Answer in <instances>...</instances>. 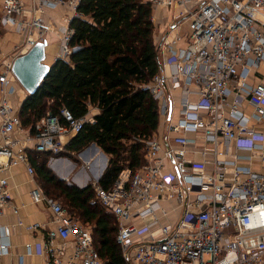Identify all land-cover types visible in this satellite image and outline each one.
Segmentation results:
<instances>
[{"label":"built area","instance_id":"1","mask_svg":"<svg viewBox=\"0 0 264 264\" xmlns=\"http://www.w3.org/2000/svg\"><path fill=\"white\" fill-rule=\"evenodd\" d=\"M148 1L168 11L172 29L159 43L162 71L148 85L168 132L145 141L139 169L125 168L109 188L96 180L95 202L117 219L127 264H264V133L254 126L264 121V82L248 81L264 60V0ZM78 4L0 0L1 27L21 37L0 67V257L11 249L3 218L9 207L19 213L10 179L22 165L33 183L31 201L44 204L55 225L19 220L43 237L25 243L27 253L46 255V264H104L93 226L35 183L31 161V153L62 154L93 116L76 119L64 108L26 128L12 98L17 57L50 33L61 35L57 58L77 49L70 21ZM64 6L74 13L57 28L48 12ZM245 101L251 113L241 109Z\"/></svg>","mask_w":264,"mask_h":264},{"label":"trees","instance_id":"2","mask_svg":"<svg viewBox=\"0 0 264 264\" xmlns=\"http://www.w3.org/2000/svg\"><path fill=\"white\" fill-rule=\"evenodd\" d=\"M77 13L70 21V43L77 49L69 59L55 60L38 91L21 103L19 115L33 129L48 112L60 115L66 108L80 119L96 109L62 154L79 153L95 143L108 157L98 183L109 188L125 168L134 172L142 166L145 141L161 125L148 87L163 68L154 7L148 0H79ZM40 155L51 154L31 153L37 178L56 186L70 213L93 226L104 264H127L117 242V219L95 202L92 184L81 188L66 183L47 161L39 162Z\"/></svg>","mask_w":264,"mask_h":264},{"label":"crops","instance_id":"3","mask_svg":"<svg viewBox=\"0 0 264 264\" xmlns=\"http://www.w3.org/2000/svg\"><path fill=\"white\" fill-rule=\"evenodd\" d=\"M66 11L67 9L65 8V6L52 9L48 12V18H50L53 22H55L59 26L60 24L64 25ZM167 15L169 14L168 11L166 10L154 9L153 20L156 29L159 28V29H163V31L166 30V22L168 23V20L166 18ZM0 16H1V6H0ZM156 29H155V33H156ZM187 29H188V24L185 22L180 26L178 30H181L182 33H184V31H186ZM60 36H61L60 33L57 34L50 33L48 35L49 45L46 48L45 63L49 65H52L58 57V53L60 49V41H59ZM157 36L158 35L156 34L155 40H157L156 39ZM20 40L21 37L19 34L13 31H8L3 27H1L0 25V67L2 62L6 60L9 53L13 51L14 47L16 46V44L20 42ZM180 44H183V42H181ZM160 54L162 58L164 54L161 47H160ZM248 81L254 85L264 82V60H262L259 63V66L252 71V74L250 75ZM15 86L16 88L20 87L16 83ZM177 93L178 92L173 93V95L177 97ZM27 95L28 93L26 91L18 90V95L15 93V95H13L12 98L15 104H17V106L20 107L21 103L24 101ZM174 106L176 108V113H177L178 103L176 102ZM241 109L246 113H251L253 107L252 104L245 101ZM97 112L98 111L93 108L90 112V115L94 116ZM254 126L258 131L264 133V121L261 123H255ZM167 132L168 131L166 130L165 126H160L156 134L157 136L162 138V136H164ZM188 135L191 137L193 136V134H188ZM100 150L101 149L99 150L97 149L95 151L97 153H101L102 158L106 160V157L102 154ZM200 158L201 157L199 155H196V159L200 160ZM90 159L92 161V159L94 158H90ZM54 161L50 164L51 166L54 164ZM59 161L56 160V162ZM97 163L98 161H96V164ZM57 164H60V162ZM94 167L96 168L97 165H95ZM56 172L59 173L58 171ZM64 173L60 172L59 174H62L60 176L63 177V175H67V173L65 174ZM80 176L81 175H78L76 178H78V181H80V184H82V182H84L88 176L86 175L85 178L84 177L81 178ZM28 177L29 176L24 166L19 165L13 168L12 177L10 179L11 202L19 206V213L18 214L13 213L12 209L9 207L6 210V214L3 218V223L6 226H8L11 249L9 251V254L0 257V264H46V259H47L46 255L38 254L35 251L32 252L31 254H28L25 248V243L27 242L35 243L36 241L42 240L43 237L41 235V232H29L23 226L16 225V223L19 220H22L25 223L42 222L44 224H47L48 227L55 226L54 223L51 222V213L48 210V208H46L44 204H40V203L36 204L31 201L29 192L33 187V183L30 181Z\"/></svg>","mask_w":264,"mask_h":264},{"label":"rangeland","instance_id":"4","mask_svg":"<svg viewBox=\"0 0 264 264\" xmlns=\"http://www.w3.org/2000/svg\"><path fill=\"white\" fill-rule=\"evenodd\" d=\"M65 8L67 9L66 11V15H65V21L64 23L65 24H69V18L71 16V13H74V10L72 7H68V6H65ZM55 23V22H54ZM64 24V25H65ZM169 24V21L168 23L166 22V30L163 31V29H156V33L155 35L157 34V43L159 44L161 42V39H163V37L168 34L172 29L171 27L168 25ZM56 27L57 28H60L58 24H56ZM62 25V24H60ZM185 32V31H184ZM16 79V78H14ZM20 87L17 88V91H16V94L18 95V90H21V91H26L23 86L20 84V83H17ZM89 149L93 150V153H95L96 151L93 149L92 145L86 147L83 151L79 152V153H71V154H68V153H64V154H61V155H48V157H46L45 155H40V157L38 158L39 162L42 163L43 161H47V165L48 167L52 168L53 172L60 178L62 174H59L60 172L61 173H67V175H63L65 176L67 179L64 180L66 183L68 184H72V185H76V186H79V187H82L84 185H91L92 186L95 184L96 180L94 177H92V173H91V169L89 167V164L88 162H86V160H89L91 161L90 157L87 158L84 153L86 151H88ZM99 150V149H98ZM101 151V150H100ZM102 152V151H101ZM84 156V157H83ZM55 160V161H54ZM59 161L60 164H57L59 162H56ZM54 161V164L51 166L50 164ZM56 162V163H55ZM94 163V162H93ZM92 163V164H93ZM98 166L101 165L100 162L98 161ZM57 170L59 173H57L55 170ZM71 168V169H69ZM69 169V171H68ZM90 169V170H89ZM64 173V174H65ZM78 175H81L80 177H84L87 175L88 179L86 178L84 182H82V184H80L78 181V178H76ZM30 180L31 178L28 177ZM27 178V180H28ZM35 183L40 186L44 192L50 196V197H53L55 199H57L60 203H62L65 207H67L68 210H70L71 208L67 205V203L65 202V199L61 196L60 192L58 191V189L56 188V186H53V185H46L44 184L43 182H41L37 176H35ZM72 211V209H71ZM74 212V211H73ZM74 214V213H73Z\"/></svg>","mask_w":264,"mask_h":264},{"label":"water","instance_id":"5","mask_svg":"<svg viewBox=\"0 0 264 264\" xmlns=\"http://www.w3.org/2000/svg\"><path fill=\"white\" fill-rule=\"evenodd\" d=\"M48 45L49 39L47 36L44 41L36 43V45L26 54L17 57L13 63V72L18 82L28 93L27 97L38 91L53 65L45 63L46 48ZM92 147L94 150L99 149L95 143L92 144ZM102 154L106 157V161H108L106 154L104 152H102ZM50 169L53 170L52 168ZM102 175L103 173L97 178V182H99ZM60 179L66 180L67 178L63 176L60 177ZM87 186L88 185H84L81 188H85Z\"/></svg>","mask_w":264,"mask_h":264},{"label":"bare ground","instance_id":"6","mask_svg":"<svg viewBox=\"0 0 264 264\" xmlns=\"http://www.w3.org/2000/svg\"><path fill=\"white\" fill-rule=\"evenodd\" d=\"M84 155L87 158H94L92 159V161L86 160V162H88L89 167L91 169V173L92 176L95 178V180L101 175V173L105 170L106 168V160L104 158H102L101 153H93V150L89 149L88 151H86L84 153ZM84 157V156H83ZM96 161H99L101 165L98 166V164H96ZM94 162V163H93ZM93 163V164H92ZM97 165V167L95 168L94 166ZM53 167V166H52ZM55 169V168H54ZM89 169V170H90ZM57 171V170H56ZM80 183V182H79Z\"/></svg>","mask_w":264,"mask_h":264}]
</instances>
